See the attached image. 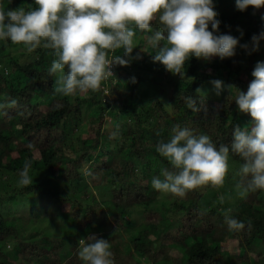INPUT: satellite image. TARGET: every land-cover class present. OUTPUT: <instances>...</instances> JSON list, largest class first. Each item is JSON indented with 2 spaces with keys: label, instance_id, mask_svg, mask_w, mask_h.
Here are the masks:
<instances>
[{
  "label": "trees",
  "instance_id": "1",
  "mask_svg": "<svg viewBox=\"0 0 264 264\" xmlns=\"http://www.w3.org/2000/svg\"><path fill=\"white\" fill-rule=\"evenodd\" d=\"M0 3L36 7L35 0ZM214 6L217 34L242 31L240 44L251 47V37L264 32V7L240 12L235 0H214ZM152 25L157 30L158 22ZM149 35L137 33L131 55L140 58L113 66V78L100 91L70 97L55 92L52 50L39 47L23 58L13 55L23 44L0 42V102H18L0 117V264H82L78 242L90 234L109 240L114 264H264V190L243 191L227 210L202 206L199 187L162 211L150 207L157 194L152 178L171 168L156 145L171 138L173 127L206 134L219 146L230 145L235 126L250 122L234 100L236 89L247 90L256 62L264 61V40L250 55L238 46L224 60L189 57L181 73L172 74L152 61ZM213 79L224 82L219 97L196 91ZM186 97L196 100L197 110L187 107ZM109 111H115L111 129L105 126ZM117 126L118 137L109 139ZM26 161L32 185L13 186ZM241 164L230 152L224 182L232 191L246 183ZM86 168L92 176L84 175ZM100 189L106 199L96 195ZM139 205L135 221L132 208ZM229 210L244 229L227 228Z\"/></svg>",
  "mask_w": 264,
  "mask_h": 264
},
{
  "label": "clouds",
  "instance_id": "2",
  "mask_svg": "<svg viewBox=\"0 0 264 264\" xmlns=\"http://www.w3.org/2000/svg\"><path fill=\"white\" fill-rule=\"evenodd\" d=\"M35 4V8L9 9L0 3V42L23 44L30 53L39 47L52 50L55 58L49 72L59 74L55 92L65 97L100 91L102 83L113 78V66H126L139 59V53L131 55L138 32L151 33L147 44L155 50L152 61L172 74H180L189 57L224 60L232 58L238 46L250 55L264 40V32L254 34L249 47V43L240 44L243 32L239 29V36L217 34L221 21L214 0H35ZM249 7L260 9L264 0H235L237 11ZM153 21L158 22L157 30ZM117 50L122 54H115ZM251 75L247 90L236 89L234 100L238 111L250 116V122L235 126L230 145L219 146L206 134L196 135L193 129L180 125L173 127L171 138L156 145V152L171 168L152 178L154 190L183 198L203 185L221 186L230 152L242 160L243 191L264 190V61L256 62ZM209 83L217 95L224 89L219 79ZM17 103L15 99L0 102V117L7 116ZM185 103L197 110L192 97H186ZM118 135L117 126L109 139ZM31 168V161H26L19 172L20 185H32ZM84 175L93 173L86 168ZM224 223L230 231L245 227L230 210ZM78 243L82 264H114L109 240L90 234Z\"/></svg>",
  "mask_w": 264,
  "mask_h": 264
},
{
  "label": "rangeland",
  "instance_id": "3",
  "mask_svg": "<svg viewBox=\"0 0 264 264\" xmlns=\"http://www.w3.org/2000/svg\"><path fill=\"white\" fill-rule=\"evenodd\" d=\"M256 12L261 13L263 11V7L260 9H255ZM27 50H25L23 48V46H18L16 47V49L13 50V55L20 57L22 56L23 58L28 55L27 54ZM221 81H223L222 79H219ZM211 81V80H210ZM209 81V82H210ZM223 91V90H222ZM221 91V93H222ZM201 95L206 96V97H211L214 98L216 96H220L216 94L213 86L208 83L206 85H204L202 88H200V92ZM151 95H149L146 98H143L142 101L143 102H148L150 99ZM136 99H140V98H136ZM115 111H109L107 112V114L105 115L106 118V123L105 126L107 129H111L115 120ZM88 115H84V118H87ZM11 184L13 186L15 185H19L18 182H11ZM20 186V185H19ZM201 189V191L205 192V198L203 199V201H201V205L206 207V206H215L218 209L222 208V209H226L229 206H233L234 203H236V201L239 199V197L244 195V192L242 189H237L236 191H232L230 189V187L228 186L227 183H223V185L221 186H212L210 184L208 185H203L199 187ZM108 193H104L102 189H100V191H96V195L98 197L103 196L105 199L107 198ZM179 197H175L171 194H162L157 192L156 194V199L155 201L150 205V207L156 209V210H161L164 207H167L172 201L178 199ZM235 205V204H234ZM141 209L142 206H135L134 208H132V218L135 221H139L141 219ZM8 244H11L12 242H10V240H8ZM6 249L10 250L11 247H8L6 245ZM11 252V250H10ZM142 264H147L145 261L142 262Z\"/></svg>",
  "mask_w": 264,
  "mask_h": 264
}]
</instances>
